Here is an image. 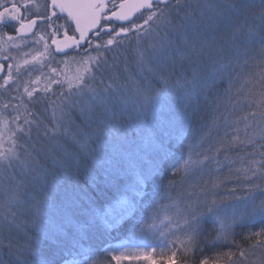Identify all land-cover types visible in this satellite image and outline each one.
<instances>
[{
    "label": "snow or ice",
    "instance_id": "6c2138e0",
    "mask_svg": "<svg viewBox=\"0 0 264 264\" xmlns=\"http://www.w3.org/2000/svg\"><path fill=\"white\" fill-rule=\"evenodd\" d=\"M0 45V264H264V0H0Z\"/></svg>",
    "mask_w": 264,
    "mask_h": 264
},
{
    "label": "trees",
    "instance_id": "16d2710c",
    "mask_svg": "<svg viewBox=\"0 0 264 264\" xmlns=\"http://www.w3.org/2000/svg\"><path fill=\"white\" fill-rule=\"evenodd\" d=\"M182 151V149H181ZM179 154V153H177ZM90 193L97 196L99 198V202H103L107 195H110V193L108 192V190L104 187V185L101 183L99 185V187L93 186L91 189H89ZM133 222H129V225H126L122 228H120L118 231H112L110 235H96L93 239V244L96 247H105L106 244L115 241L118 237H121L122 235H128V236H133L135 237L137 240H142V241H146V242H157V237L153 236L152 234H145L143 237L140 236H135L133 230L131 229L130 225ZM238 232L240 231H246L241 230V229H237ZM205 251L206 252H210L212 251V249L208 248L207 246H205ZM5 255V256H4ZM3 259L7 260L8 256H7V252L5 251V253L3 254ZM64 256H66L68 259H71V257L68 255L67 252L64 253ZM251 257V256H249ZM253 257H256V255H253ZM59 259V257H58ZM177 259H179V252L177 254ZM196 260L199 259V254H197V256L195 257ZM114 264V262H113ZM187 264H193V258L189 257Z\"/></svg>",
    "mask_w": 264,
    "mask_h": 264
},
{
    "label": "rangeland",
    "instance_id": "374dc122",
    "mask_svg": "<svg viewBox=\"0 0 264 264\" xmlns=\"http://www.w3.org/2000/svg\"><path fill=\"white\" fill-rule=\"evenodd\" d=\"M49 44H50V40H49ZM39 47L42 50V45H40ZM70 55H72V53H70ZM65 59H66V57H64L62 55H57L55 57L56 61H62V60H65ZM129 60L131 62V55L130 54H129ZM51 66L52 67H56L58 70H64V65L63 64L53 63ZM120 67L121 68L123 67V63H121ZM45 71H47V69H45ZM74 71H75V65H69V67L67 69V73L69 75H71ZM35 75H39V73H35ZM35 75L33 76V79L35 78ZM26 78L27 77H25V79ZM245 230L247 231V229H245ZM156 243L157 242H146V241H142V240L140 241V240H137L133 236L122 235L121 237H118L115 241L106 244V246L104 248H108V249L115 248L118 244H125V245H128V246H135V245H140V244H143V245H146V246H153V245H156ZM249 256H251V257H249V261L256 260V257H253V255L250 254ZM122 264H147V262L146 261H131V262L124 261V262H122Z\"/></svg>",
    "mask_w": 264,
    "mask_h": 264
},
{
    "label": "flooded vegetation",
    "instance_id": "af4514ba",
    "mask_svg": "<svg viewBox=\"0 0 264 264\" xmlns=\"http://www.w3.org/2000/svg\"><path fill=\"white\" fill-rule=\"evenodd\" d=\"M36 3L38 4H42L43 3V0H36ZM37 11H43V9H37ZM11 31V30H9ZM29 39H31V37H29ZM51 43V41H50ZM4 46L3 45H0V49H2ZM30 47H33L31 44H29L28 46H24V45H21L20 46V49L17 51V50H14L13 51V55H17L19 56L20 54L24 53V52H28L29 51V48ZM4 53L2 51H0V55H3Z\"/></svg>",
    "mask_w": 264,
    "mask_h": 264
}]
</instances>
